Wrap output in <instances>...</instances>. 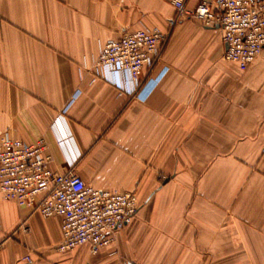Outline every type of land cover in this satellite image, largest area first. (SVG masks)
<instances>
[{
    "label": "crops",
    "instance_id": "0c3cea01",
    "mask_svg": "<svg viewBox=\"0 0 264 264\" xmlns=\"http://www.w3.org/2000/svg\"><path fill=\"white\" fill-rule=\"evenodd\" d=\"M154 29L168 41L139 88L95 69ZM225 50L171 0H0V138L43 139L51 170L140 205L94 255L60 252V217L0 195V264H264V51L243 72Z\"/></svg>",
    "mask_w": 264,
    "mask_h": 264
},
{
    "label": "built area",
    "instance_id": "2783aa9c",
    "mask_svg": "<svg viewBox=\"0 0 264 264\" xmlns=\"http://www.w3.org/2000/svg\"><path fill=\"white\" fill-rule=\"evenodd\" d=\"M187 0H171L179 18L195 19L204 27H219L226 47L224 60L246 71L264 51V0H217L194 10ZM169 35L159 29L138 30L106 43L95 63L103 76L110 71L129 75L135 89L145 69L158 59ZM46 142L25 143L9 135L0 138V195L43 218L62 219L60 252L89 246L94 255L113 245L136 219L135 193L98 190L68 172L51 170ZM31 262V259H27Z\"/></svg>",
    "mask_w": 264,
    "mask_h": 264
},
{
    "label": "water",
    "instance_id": "95a60500",
    "mask_svg": "<svg viewBox=\"0 0 264 264\" xmlns=\"http://www.w3.org/2000/svg\"><path fill=\"white\" fill-rule=\"evenodd\" d=\"M216 29H219V27H216Z\"/></svg>",
    "mask_w": 264,
    "mask_h": 264
}]
</instances>
